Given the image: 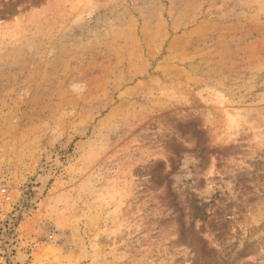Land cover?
I'll return each instance as SVG.
<instances>
[{
    "label": "rangeland",
    "instance_id": "obj_1",
    "mask_svg": "<svg viewBox=\"0 0 264 264\" xmlns=\"http://www.w3.org/2000/svg\"><path fill=\"white\" fill-rule=\"evenodd\" d=\"M0 264H264V0H0Z\"/></svg>",
    "mask_w": 264,
    "mask_h": 264
}]
</instances>
